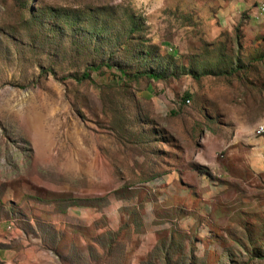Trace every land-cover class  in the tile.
Instances as JSON below:
<instances>
[{"label": "rangeland", "instance_id": "obj_1", "mask_svg": "<svg viewBox=\"0 0 264 264\" xmlns=\"http://www.w3.org/2000/svg\"><path fill=\"white\" fill-rule=\"evenodd\" d=\"M232 1L0 0V264H264V0Z\"/></svg>", "mask_w": 264, "mask_h": 264}, {"label": "crops", "instance_id": "obj_2", "mask_svg": "<svg viewBox=\"0 0 264 264\" xmlns=\"http://www.w3.org/2000/svg\"><path fill=\"white\" fill-rule=\"evenodd\" d=\"M248 0H233V5L236 7V5H241L244 8L247 7L248 5ZM261 28H263L264 30V26H261ZM264 70V66L262 67ZM255 69V70H254ZM246 71L249 70V72H252L254 70V72L256 73L255 76H253L252 78H255L251 81V85L253 86H257V91L256 92H252L255 95H252L254 98H256V101H258V103L260 104L259 109H258V114L254 117H252L253 120L259 122H264V74L260 73L259 75H257L258 70L255 67H249L246 69H242V71ZM255 81H257L258 83H256ZM249 83V82H248ZM251 94V93H250ZM251 97V95H250ZM263 141L261 139H255V144L257 145H253L251 146L252 149H250V155H249V166L253 169H255V173H258L259 171H261V168H264V146H261L258 148V144L261 145ZM258 143V144H257ZM6 200V199H5ZM5 207V211H3V207ZM3 211V212H2ZM11 211V203L5 204L4 203V198L1 199L0 201V242L2 240L3 237H5L6 235V221L8 219V216L10 214Z\"/></svg>", "mask_w": 264, "mask_h": 264}, {"label": "trees", "instance_id": "obj_3", "mask_svg": "<svg viewBox=\"0 0 264 264\" xmlns=\"http://www.w3.org/2000/svg\"><path fill=\"white\" fill-rule=\"evenodd\" d=\"M149 76H151L152 78H160V76L156 73H149ZM82 78H89V73L88 71L84 72L81 76ZM189 93L185 92L184 96H183V100L187 103L189 102Z\"/></svg>", "mask_w": 264, "mask_h": 264}, {"label": "built area", "instance_id": "obj_4", "mask_svg": "<svg viewBox=\"0 0 264 264\" xmlns=\"http://www.w3.org/2000/svg\"><path fill=\"white\" fill-rule=\"evenodd\" d=\"M257 129H264V127L263 128H257Z\"/></svg>", "mask_w": 264, "mask_h": 264}]
</instances>
